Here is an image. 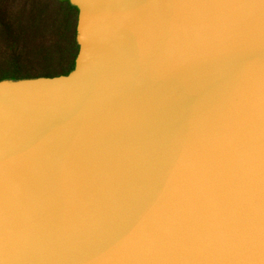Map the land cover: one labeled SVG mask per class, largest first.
Returning <instances> with one entry per match:
<instances>
[{
	"label": "water",
	"instance_id": "95a60500",
	"mask_svg": "<svg viewBox=\"0 0 264 264\" xmlns=\"http://www.w3.org/2000/svg\"><path fill=\"white\" fill-rule=\"evenodd\" d=\"M67 73L0 78V264H264V0H67Z\"/></svg>",
	"mask_w": 264,
	"mask_h": 264
},
{
	"label": "trees",
	"instance_id": "16d2710c",
	"mask_svg": "<svg viewBox=\"0 0 264 264\" xmlns=\"http://www.w3.org/2000/svg\"><path fill=\"white\" fill-rule=\"evenodd\" d=\"M24 4V5H23ZM26 5V6H25ZM12 20L4 25L8 26L13 38L9 42H22L24 48L31 46L33 50H39L36 54L29 52L30 58L33 60H43L39 65L42 75H56L59 73H67L73 68L74 58L77 52V44L75 42V24L76 12L75 6L71 5L67 0H21L20 3L14 2L12 8ZM23 20V23H22ZM30 28L36 34L33 42L29 44L28 36L21 32L22 28ZM20 34L24 36L23 40ZM15 37V38H14ZM17 38V40H16ZM51 38V40H50ZM42 46L51 49L54 52L53 57L49 54L45 55ZM42 51L43 53H41ZM4 77H30L29 75L14 76L6 75Z\"/></svg>",
	"mask_w": 264,
	"mask_h": 264
},
{
	"label": "rangeland",
	"instance_id": "374dc122",
	"mask_svg": "<svg viewBox=\"0 0 264 264\" xmlns=\"http://www.w3.org/2000/svg\"><path fill=\"white\" fill-rule=\"evenodd\" d=\"M20 1L21 0H0V76H3L4 74L14 76L42 75V71L39 70V65L43 62V60H38L39 57L37 60H33L29 55V52L36 54L39 50H33L34 48L31 46L24 48L22 42H9L12 40L13 36L10 34L11 31L8 29L9 27L7 25L5 26L4 23L8 24L12 20L11 15L13 11L11 10L13 8V4L14 2L20 3ZM33 30L34 29L30 32V28L26 27L21 29V32L28 36L29 44L33 42L32 39L36 35ZM20 37L25 40L22 34H20ZM42 47L43 48L41 49L44 50L45 55L54 52L53 50L55 49V46L50 47L53 50L46 49V46ZM40 52L43 53L42 51ZM52 54L53 53L49 55L51 56ZM51 57H53V55Z\"/></svg>",
	"mask_w": 264,
	"mask_h": 264
}]
</instances>
